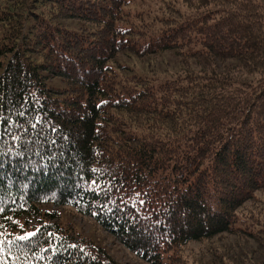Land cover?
Masks as SVG:
<instances>
[{"label": "trees", "instance_id": "trees-1", "mask_svg": "<svg viewBox=\"0 0 264 264\" xmlns=\"http://www.w3.org/2000/svg\"><path fill=\"white\" fill-rule=\"evenodd\" d=\"M0 137V264H264V0H0Z\"/></svg>", "mask_w": 264, "mask_h": 264}, {"label": "rangeland", "instance_id": "rangeland-1", "mask_svg": "<svg viewBox=\"0 0 264 264\" xmlns=\"http://www.w3.org/2000/svg\"><path fill=\"white\" fill-rule=\"evenodd\" d=\"M166 64V61H162ZM60 222L66 224L68 222H73L75 227L83 232H88L96 237L102 244L108 246L111 255L116 257L118 260L125 264H147L144 260L140 259L136 254L131 252L122 246L113 235L107 231H102L100 225H98L93 218L86 215H82L74 209L72 206H62L60 208ZM264 218V217H263ZM232 235H224L223 237L216 238L205 242H190L188 249L191 254L188 256L192 259H197L194 262L197 263L200 260H207L209 257L210 249H218L220 251L222 246L227 249L229 245L233 244L234 239L228 240ZM241 242V240H240ZM244 244V243H243ZM226 245V246H225ZM249 250H257L256 245L252 242H246L244 244ZM259 253V252H255Z\"/></svg>", "mask_w": 264, "mask_h": 264}, {"label": "snow or ice", "instance_id": "snow-or-ice-1", "mask_svg": "<svg viewBox=\"0 0 264 264\" xmlns=\"http://www.w3.org/2000/svg\"><path fill=\"white\" fill-rule=\"evenodd\" d=\"M30 126L35 127V125H30ZM0 138H2V137H0ZM13 139H16V137H13ZM141 203H143V201H141ZM35 235H36L35 232L29 231V232H26V233L18 236V237H15L14 239L19 240V241H27V240H30L31 238H34ZM0 243H2V242H0ZM73 247H75V245H73Z\"/></svg>", "mask_w": 264, "mask_h": 264}]
</instances>
